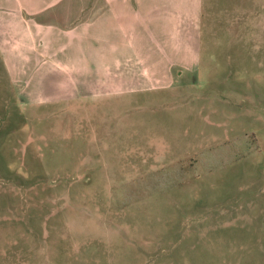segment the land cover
Returning <instances> with one entry per match:
<instances>
[{
	"label": "rangeland",
	"instance_id": "374dc122",
	"mask_svg": "<svg viewBox=\"0 0 264 264\" xmlns=\"http://www.w3.org/2000/svg\"><path fill=\"white\" fill-rule=\"evenodd\" d=\"M17 1L0 264H264V0Z\"/></svg>",
	"mask_w": 264,
	"mask_h": 264
},
{
	"label": "crops",
	"instance_id": "0c3cea01",
	"mask_svg": "<svg viewBox=\"0 0 264 264\" xmlns=\"http://www.w3.org/2000/svg\"><path fill=\"white\" fill-rule=\"evenodd\" d=\"M17 2H18V5H19V7H20L19 9H20V10H23V9H24L25 1H24V4H22V2H20L19 0H18ZM29 3H30V0H29ZM30 4H31V3H30ZM8 5H10V8H11V9H13V8L11 7V4H8ZM26 6H27V3H26ZM27 7H33V5H28ZM139 54H140V53L135 52V55H133V58L136 59L135 63H137V65H141V64H150V62H148V61H143V58H144V57H137ZM105 58H106V57H105ZM109 65H110V64H109ZM105 70H107V71H111L110 66H109V68H107V69H105ZM110 76H111V73H110ZM108 78H110V77H108ZM110 81H111V79H110Z\"/></svg>",
	"mask_w": 264,
	"mask_h": 264
}]
</instances>
